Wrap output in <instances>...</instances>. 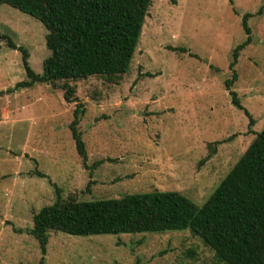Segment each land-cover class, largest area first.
Masks as SVG:
<instances>
[{"label":"rangeland","instance_id":"obj_1","mask_svg":"<svg viewBox=\"0 0 264 264\" xmlns=\"http://www.w3.org/2000/svg\"><path fill=\"white\" fill-rule=\"evenodd\" d=\"M263 5L152 0L129 72L76 83L87 166L70 130L76 104L46 84L13 92L27 80L23 55L0 40V264H222L190 231L82 237L51 230L44 255L31 230L57 190L63 201L79 202L172 191L202 206L264 129ZM246 14L252 43L231 70L234 49L248 38ZM0 34L26 49L42 74L51 51L40 21L4 4ZM234 71L231 91L251 126L225 86Z\"/></svg>","mask_w":264,"mask_h":264},{"label":"trees","instance_id":"obj_2","mask_svg":"<svg viewBox=\"0 0 264 264\" xmlns=\"http://www.w3.org/2000/svg\"><path fill=\"white\" fill-rule=\"evenodd\" d=\"M4 4L40 21L48 31L46 46L51 51L43 63L42 74H38L30 67L28 51L0 34V40L23 55L27 80L19 82L12 91L37 84L63 91L65 102L76 104L70 130L87 166L86 145L79 130L83 107L76 83L90 77L114 78L129 72L152 0H0V6ZM263 11L264 5L258 15ZM251 17L246 14L243 18L248 38L234 49L231 70L240 53L252 43L248 26ZM174 51L189 52L185 48ZM236 80L234 71L225 86L232 103L250 118L251 126L252 115L231 91ZM37 175L46 177L39 171ZM91 184L92 181L89 187ZM51 230L82 237L190 231L214 252L219 263L264 264V129L202 206L172 191L79 202L74 198L63 201L57 190L56 202L40 210L31 230L44 255L47 233Z\"/></svg>","mask_w":264,"mask_h":264}]
</instances>
